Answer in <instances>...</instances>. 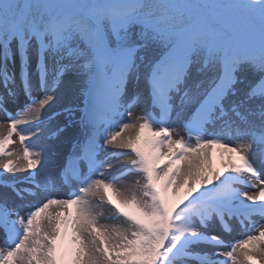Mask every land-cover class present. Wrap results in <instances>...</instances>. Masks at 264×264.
<instances>
[{
    "label": "snow or ice",
    "instance_id": "obj_1",
    "mask_svg": "<svg viewBox=\"0 0 264 264\" xmlns=\"http://www.w3.org/2000/svg\"><path fill=\"white\" fill-rule=\"evenodd\" d=\"M0 235V264H264V0H0Z\"/></svg>",
    "mask_w": 264,
    "mask_h": 264
},
{
    "label": "bare ground",
    "instance_id": "obj_2",
    "mask_svg": "<svg viewBox=\"0 0 264 264\" xmlns=\"http://www.w3.org/2000/svg\"><path fill=\"white\" fill-rule=\"evenodd\" d=\"M13 139L16 140V143L11 145L9 147V150H14V149H18L19 148V143H17L18 142L17 138L14 136ZM56 195L63 196L64 193L61 192V193H57ZM0 246H3V236L2 235H0Z\"/></svg>",
    "mask_w": 264,
    "mask_h": 264
},
{
    "label": "rangeland",
    "instance_id": "obj_3",
    "mask_svg": "<svg viewBox=\"0 0 264 264\" xmlns=\"http://www.w3.org/2000/svg\"><path fill=\"white\" fill-rule=\"evenodd\" d=\"M17 143H19V142H17ZM123 159V158H122Z\"/></svg>",
    "mask_w": 264,
    "mask_h": 264
}]
</instances>
